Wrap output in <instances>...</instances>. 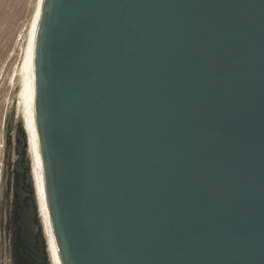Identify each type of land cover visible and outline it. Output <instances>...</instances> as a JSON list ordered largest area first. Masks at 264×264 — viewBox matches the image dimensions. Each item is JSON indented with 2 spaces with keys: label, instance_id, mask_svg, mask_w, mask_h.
<instances>
[{
  "label": "water",
  "instance_id": "1",
  "mask_svg": "<svg viewBox=\"0 0 264 264\" xmlns=\"http://www.w3.org/2000/svg\"><path fill=\"white\" fill-rule=\"evenodd\" d=\"M34 76L62 264H264V0H44ZM17 118L15 264H51Z\"/></svg>",
  "mask_w": 264,
  "mask_h": 264
},
{
  "label": "rangeland",
  "instance_id": "2",
  "mask_svg": "<svg viewBox=\"0 0 264 264\" xmlns=\"http://www.w3.org/2000/svg\"><path fill=\"white\" fill-rule=\"evenodd\" d=\"M37 4L38 0H0V264H15L12 218L14 171L18 156L16 130L12 135V144H7V118L11 113L19 82L17 77L16 83L12 82L13 73L20 65L24 42ZM19 119L18 115L16 123ZM28 159L32 175L30 155Z\"/></svg>",
  "mask_w": 264,
  "mask_h": 264
},
{
  "label": "bare ground",
  "instance_id": "3",
  "mask_svg": "<svg viewBox=\"0 0 264 264\" xmlns=\"http://www.w3.org/2000/svg\"><path fill=\"white\" fill-rule=\"evenodd\" d=\"M43 4L44 0H38L36 13L29 27L28 33L26 35V40L24 42L25 47L23 49L22 59L19 67L16 68L17 70L15 74L13 73L14 76L12 78V82H15L16 77L19 80V82L17 83L18 89L15 95V101L17 103V114L22 120L24 132L28 140L29 155L32 162V179L34 182L39 215L43 226L45 240L47 243L50 263L62 264L61 256L54 236L47 201L45 176L35 115L34 57L36 37L39 29Z\"/></svg>",
  "mask_w": 264,
  "mask_h": 264
},
{
  "label": "flooded vegetation",
  "instance_id": "4",
  "mask_svg": "<svg viewBox=\"0 0 264 264\" xmlns=\"http://www.w3.org/2000/svg\"><path fill=\"white\" fill-rule=\"evenodd\" d=\"M13 227H14V224H13Z\"/></svg>",
  "mask_w": 264,
  "mask_h": 264
}]
</instances>
